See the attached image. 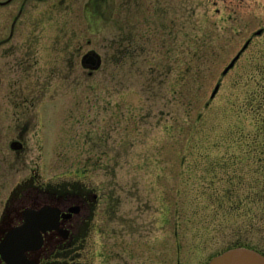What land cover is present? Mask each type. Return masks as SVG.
I'll use <instances>...</instances> for the list:
<instances>
[{
    "label": "rangeland",
    "instance_id": "rangeland-1",
    "mask_svg": "<svg viewBox=\"0 0 264 264\" xmlns=\"http://www.w3.org/2000/svg\"><path fill=\"white\" fill-rule=\"evenodd\" d=\"M253 1L242 12L254 22L238 40L236 26L228 24L207 35L197 8L189 32L161 44L169 49L160 57L175 63H144L153 52L145 47L135 51V63L114 64L102 17L95 42L84 44L102 55L93 74L82 65L77 83L42 79L33 70V92L44 91L33 103L48 113L44 121L38 112L33 121L42 124L30 130L46 153L38 161L43 179L80 174L106 195L114 225L130 217L142 227L143 264H151L150 254L158 255L156 264H205L240 244L264 252V0ZM260 29L241 61L222 75L228 57ZM86 30L82 19V35ZM89 37L87 31L82 42Z\"/></svg>",
    "mask_w": 264,
    "mask_h": 264
},
{
    "label": "flooded vegetation",
    "instance_id": "flooded-vegetation-1",
    "mask_svg": "<svg viewBox=\"0 0 264 264\" xmlns=\"http://www.w3.org/2000/svg\"><path fill=\"white\" fill-rule=\"evenodd\" d=\"M83 1L81 7V0H0V264H97L96 257L100 264H109L112 257H122L119 264H129V256L136 257L133 264L144 262V243L138 236L142 227L131 223L130 217L114 225L116 212L108 210L106 195L87 179L81 180L80 174L43 179L38 161L46 153L33 141L30 130L42 124L33 121L38 112L44 121L48 113L43 105L33 103L35 96L44 95L42 89L33 92L30 86L34 68L42 79L71 78L78 83L86 53H99L102 60L96 49L84 48L95 42L93 35L102 17L104 47L112 62L122 65L135 63V51L144 53L145 47L153 52L143 57L144 63H175L160 57L161 50L169 49L161 44L175 38V32L188 33L197 8L207 35L223 31L228 24L236 26L238 40L239 33L254 22L242 12L253 0ZM82 19L90 33L85 43ZM50 28H54L51 34ZM256 36L247 35L248 44L236 63ZM215 39L218 48L222 37ZM85 67L89 75L97 70ZM33 145L38 146L35 160ZM129 233L136 237L128 240ZM150 255L151 264H156L158 255ZM175 264L182 262L177 259Z\"/></svg>",
    "mask_w": 264,
    "mask_h": 264
},
{
    "label": "water",
    "instance_id": "water-1",
    "mask_svg": "<svg viewBox=\"0 0 264 264\" xmlns=\"http://www.w3.org/2000/svg\"><path fill=\"white\" fill-rule=\"evenodd\" d=\"M261 33V30H257L254 34ZM248 41L244 43L242 48L236 53V55L230 60V62L225 66L222 75L226 74L234 65L235 62L240 57L241 52L246 48ZM100 55L94 51H89L83 57L82 63L88 65L91 69H96L100 66ZM220 86V82H217L213 87L209 95V99L212 100L216 95ZM207 264H264V255L246 246H234L229 247L222 252L214 255L210 258Z\"/></svg>",
    "mask_w": 264,
    "mask_h": 264
},
{
    "label": "trees",
    "instance_id": "trees-1",
    "mask_svg": "<svg viewBox=\"0 0 264 264\" xmlns=\"http://www.w3.org/2000/svg\"><path fill=\"white\" fill-rule=\"evenodd\" d=\"M241 245V244H240Z\"/></svg>",
    "mask_w": 264,
    "mask_h": 264
}]
</instances>
